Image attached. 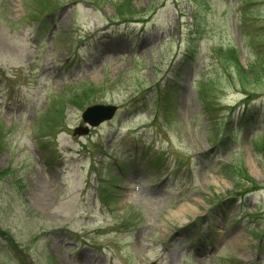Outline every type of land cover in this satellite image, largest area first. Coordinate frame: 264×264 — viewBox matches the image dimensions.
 I'll use <instances>...</instances> for the list:
<instances>
[{
    "label": "rangeland",
    "instance_id": "obj_1",
    "mask_svg": "<svg viewBox=\"0 0 264 264\" xmlns=\"http://www.w3.org/2000/svg\"><path fill=\"white\" fill-rule=\"evenodd\" d=\"M119 1L0 0V264H264V133L238 119L264 110V0ZM93 103L119 112L73 135ZM240 166L260 190L218 205Z\"/></svg>",
    "mask_w": 264,
    "mask_h": 264
},
{
    "label": "water",
    "instance_id": "obj_2",
    "mask_svg": "<svg viewBox=\"0 0 264 264\" xmlns=\"http://www.w3.org/2000/svg\"><path fill=\"white\" fill-rule=\"evenodd\" d=\"M114 108L94 106L89 108L84 114L83 118L91 125H97L100 121L110 118Z\"/></svg>",
    "mask_w": 264,
    "mask_h": 264
},
{
    "label": "trees",
    "instance_id": "obj_3",
    "mask_svg": "<svg viewBox=\"0 0 264 264\" xmlns=\"http://www.w3.org/2000/svg\"><path fill=\"white\" fill-rule=\"evenodd\" d=\"M118 10V12H120L121 11V7L120 8H118L117 9ZM227 58H232V59H234L233 57H234V55H231V54H226L225 55ZM232 59H230V60H232ZM236 61V60H235ZM237 64V63H236ZM5 175V172H0V179L2 178V176H4Z\"/></svg>",
    "mask_w": 264,
    "mask_h": 264
}]
</instances>
